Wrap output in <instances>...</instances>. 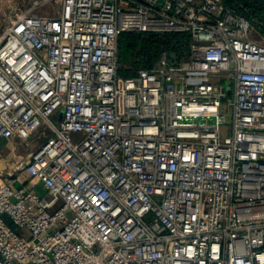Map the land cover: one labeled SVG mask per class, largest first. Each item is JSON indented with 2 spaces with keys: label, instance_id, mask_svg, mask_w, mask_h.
I'll list each match as a JSON object with an SVG mask.
<instances>
[{
  "label": "built area",
  "instance_id": "built-area-1",
  "mask_svg": "<svg viewBox=\"0 0 264 264\" xmlns=\"http://www.w3.org/2000/svg\"><path fill=\"white\" fill-rule=\"evenodd\" d=\"M33 0L0 34V138L50 136L0 185V264H264V44L223 0ZM125 31L188 57L118 74ZM232 109L229 133L226 113ZM39 189H38V188Z\"/></svg>",
  "mask_w": 264,
  "mask_h": 264
},
{
  "label": "trees",
  "instance_id": "trees-1",
  "mask_svg": "<svg viewBox=\"0 0 264 264\" xmlns=\"http://www.w3.org/2000/svg\"><path fill=\"white\" fill-rule=\"evenodd\" d=\"M223 1L248 19L254 30L264 37V0ZM190 40V35L183 32L125 31L118 41V74L132 77L141 69H152L163 52L173 55L176 61L186 59Z\"/></svg>",
  "mask_w": 264,
  "mask_h": 264
},
{
  "label": "crops",
  "instance_id": "crops-1",
  "mask_svg": "<svg viewBox=\"0 0 264 264\" xmlns=\"http://www.w3.org/2000/svg\"><path fill=\"white\" fill-rule=\"evenodd\" d=\"M34 139L35 135L28 139L0 138V185L29 186L21 164L42 144L41 140L36 142Z\"/></svg>",
  "mask_w": 264,
  "mask_h": 264
},
{
  "label": "rangeland",
  "instance_id": "rangeland-1",
  "mask_svg": "<svg viewBox=\"0 0 264 264\" xmlns=\"http://www.w3.org/2000/svg\"><path fill=\"white\" fill-rule=\"evenodd\" d=\"M33 4V0H0V34L9 25L10 20L17 14L27 11ZM60 2L58 0H49L44 4H41L35 9V13L39 15H57L60 13ZM251 38L259 43L264 44V37L254 30L251 34ZM223 112L226 113V123L224 125V131L229 133L230 126L232 124V109H228L227 104L223 105ZM52 134L51 131L42 128L39 132L35 133L36 139L34 141H40V144Z\"/></svg>",
  "mask_w": 264,
  "mask_h": 264
}]
</instances>
